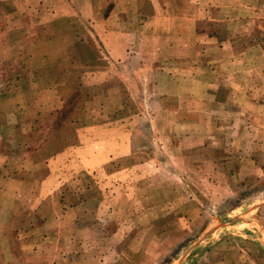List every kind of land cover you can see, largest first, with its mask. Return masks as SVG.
I'll return each mask as SVG.
<instances>
[{
    "label": "rangeland",
    "instance_id": "374dc122",
    "mask_svg": "<svg viewBox=\"0 0 264 264\" xmlns=\"http://www.w3.org/2000/svg\"><path fill=\"white\" fill-rule=\"evenodd\" d=\"M0 264H264V0H0Z\"/></svg>",
    "mask_w": 264,
    "mask_h": 264
}]
</instances>
